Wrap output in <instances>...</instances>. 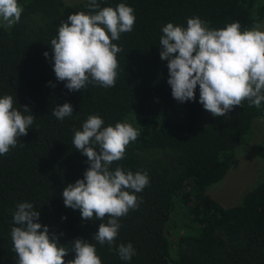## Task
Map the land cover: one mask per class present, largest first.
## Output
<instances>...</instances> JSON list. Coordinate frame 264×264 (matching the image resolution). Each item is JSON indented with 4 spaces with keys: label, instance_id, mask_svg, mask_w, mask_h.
I'll return each instance as SVG.
<instances>
[{
    "label": "trees",
    "instance_id": "1",
    "mask_svg": "<svg viewBox=\"0 0 264 264\" xmlns=\"http://www.w3.org/2000/svg\"><path fill=\"white\" fill-rule=\"evenodd\" d=\"M87 2L18 0L20 22L0 25V98L11 95L14 107L28 106L36 117L17 147L0 156V264H16L10 232L16 226L12 212L22 202L33 204L40 212L37 222L61 246L71 249L77 238L94 244L102 264H264V174L231 207L205 193L236 167V149L250 141L253 121H264V102L257 109L244 101L226 116L199 124V86L194 102L176 101L159 47L162 27H186L192 17L209 29L239 22L241 31L250 30L263 19L264 0H97L101 8L132 7L135 25L113 41L123 49L115 86L88 84L69 92L56 80L50 42L69 15L89 13ZM64 103L72 105L73 115L60 121L52 109ZM90 115L101 117L104 127L129 123L140 133L124 159L111 165L147 172L150 180L136 194L143 200L139 209L120 219L116 245H133L137 254L130 261L92 240L101 221H84L79 210L63 203L64 188L89 167L72 139ZM255 155L264 159V134Z\"/></svg>",
    "mask_w": 264,
    "mask_h": 264
},
{
    "label": "clouds",
    "instance_id": "2",
    "mask_svg": "<svg viewBox=\"0 0 264 264\" xmlns=\"http://www.w3.org/2000/svg\"><path fill=\"white\" fill-rule=\"evenodd\" d=\"M86 7L88 14L78 12L61 21L50 42L56 80L64 82L69 92L85 90L88 84L105 89L115 86L117 54L123 49L113 41L135 25L134 9L125 3L101 8L97 0H88ZM22 12L18 0H0V21L5 26L19 23ZM259 27L241 31V24L234 22L209 29L199 17L188 18L186 27L173 23L162 27L160 59L167 61L172 97L180 103L194 102L199 86V103L214 118L226 116L244 101L259 109L264 102V31ZM43 55L47 58L49 53ZM72 115L70 103L52 109V116L60 121ZM35 118L28 106L14 107L11 95L0 98V156L17 147ZM103 125L101 117L90 115L82 130H74L72 145L87 157L89 167L82 179L64 188L62 198L65 207L80 211L82 220L101 221L92 240L107 245L122 261H130L137 254L133 245H116L120 219L139 209L143 200L136 194L150 180L147 172H125L120 166L111 169L114 162L124 159L139 131L129 123ZM12 216L16 264H102L95 245L88 241L77 238L70 243L71 249L61 246L57 235L37 222L40 212L32 203L17 204ZM69 253L74 259L66 261Z\"/></svg>",
    "mask_w": 264,
    "mask_h": 264
},
{
    "label": "rangeland",
    "instance_id": "3",
    "mask_svg": "<svg viewBox=\"0 0 264 264\" xmlns=\"http://www.w3.org/2000/svg\"><path fill=\"white\" fill-rule=\"evenodd\" d=\"M83 0H61L62 5H73ZM0 25L5 26L2 21ZM259 30L264 31V16L259 22ZM212 115L202 108L198 123H204ZM264 134V121L256 118L252 124L250 141L236 149L235 158L237 165L229 169L224 177L217 183L206 188L205 193L215 200L221 207L227 208L239 204L246 191L260 179L264 174V159L255 155L257 146L261 143Z\"/></svg>",
    "mask_w": 264,
    "mask_h": 264
}]
</instances>
